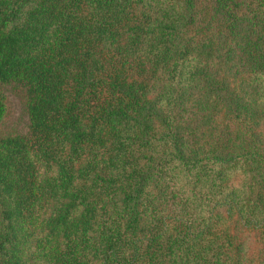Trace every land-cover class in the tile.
Here are the masks:
<instances>
[{
	"label": "trees",
	"instance_id": "obj_1",
	"mask_svg": "<svg viewBox=\"0 0 264 264\" xmlns=\"http://www.w3.org/2000/svg\"><path fill=\"white\" fill-rule=\"evenodd\" d=\"M11 85L0 264H264V0H0Z\"/></svg>",
	"mask_w": 264,
	"mask_h": 264
},
{
	"label": "rangeland",
	"instance_id": "obj_2",
	"mask_svg": "<svg viewBox=\"0 0 264 264\" xmlns=\"http://www.w3.org/2000/svg\"><path fill=\"white\" fill-rule=\"evenodd\" d=\"M0 92L6 102V118L0 125V139L23 134L28 124L25 93L14 85L0 87Z\"/></svg>",
	"mask_w": 264,
	"mask_h": 264
}]
</instances>
